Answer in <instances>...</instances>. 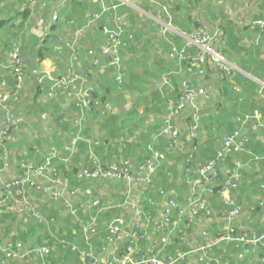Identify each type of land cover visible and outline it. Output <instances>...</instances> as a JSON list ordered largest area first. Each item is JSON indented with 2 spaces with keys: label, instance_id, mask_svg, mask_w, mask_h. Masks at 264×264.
Masks as SVG:
<instances>
[{
  "label": "trees",
  "instance_id": "1",
  "mask_svg": "<svg viewBox=\"0 0 264 264\" xmlns=\"http://www.w3.org/2000/svg\"><path fill=\"white\" fill-rule=\"evenodd\" d=\"M28 1L31 3V0ZM143 1L140 7L166 20L169 19L168 12H170V9L169 11L167 9L168 4L186 1L198 7L195 9L196 13H200L205 6L208 9L204 14L206 20L194 21V27L187 33L191 35L193 32L203 30L210 35H217L218 39L214 41V49L229 62L235 54L246 51L249 47H253L256 51H264L263 26L260 24L249 26L244 23L240 25V22H233L230 15L222 11L215 12L211 5L208 7V2H206L208 0H166L160 4L152 0ZM123 2L120 1L117 8H114L113 4L110 5L111 8L105 14L117 13L116 17L121 18L126 33H133V38L128 39L130 45L123 48V54L125 51H132L136 54L133 57L136 64L130 66L131 69L147 67L144 65L147 57L138 56L137 52L142 49L150 54L155 44L149 43L151 47H148V41L143 38V31L149 28V38L153 39L149 42H156L161 24L154 18L143 15L149 21L150 27L142 26L143 19L140 13L131 6H127L126 3L123 9L128 10L125 12L122 9ZM260 2L262 3L260 6H264V0ZM70 13L71 10L67 16L55 22L56 24L51 27V32L42 38L41 45L38 47V56L41 60L51 58L64 68L59 79L68 78L75 71L82 76L81 72H77V69L81 67L79 49L75 45L77 43L67 42L60 35V32L66 31L72 34L78 30L77 21L70 23L73 19ZM83 17L86 19L85 12ZM100 20L104 22V19ZM131 25L134 27L130 28ZM97 26L101 31L103 30L107 40L104 30L106 26L103 28L100 21ZM107 26L115 27L112 24ZM173 36L179 44L185 41L178 34L173 33ZM250 37L252 38L251 43ZM104 43L98 47L99 52L96 51L97 46L90 43L92 47L88 48V53L96 56L97 53L102 55ZM161 43L164 49L163 54L156 55L160 70L158 81L142 77L140 80L129 83L130 78H124V82L119 84L115 79V69L111 67L113 71L109 68L102 73L101 76L104 77H100L98 83L85 84L94 88L89 94V106L79 103L76 93L69 94L68 91H59L55 94L52 93L50 84L39 85V92L35 96L36 102L42 98L43 101L53 105L58 103V98H66L67 105L65 106L70 110L64 111L62 115L59 114L60 116L57 115L54 122L59 128L63 127L69 132L71 139L68 142L71 144L74 142L76 145L72 151L60 149L40 159L30 160L25 153H21L22 149L25 150L28 146L29 150L34 151L35 145L34 142L25 143L22 139V136L29 132V127L15 112L17 104L14 102H21V92L27 86L28 75L31 76L28 73L32 71L27 69L28 63L21 45L18 55L23 63L24 79L19 81L13 72L15 88L11 90L5 84L6 82L9 84L7 76H3V71L0 69V75H2L0 85L5 89L0 94V242L6 245L10 242L21 243L25 249L41 247L50 249L49 261L44 254L34 252L30 262L7 258L6 264H83L78 252L70 245L62 246L60 240L76 243L82 249L89 248L91 243L95 251L102 254V247L107 245V241L106 227L104 229L102 226L105 223H102L101 216L108 218L125 213L130 221L133 219L134 211L131 209L130 212H126L119 206L109 208V205L101 200V205L95 208H90L86 212L79 210L74 213L70 207L79 208L83 203H90L95 198H100L101 187L116 182L90 180V183H86L82 178H78V174L83 169H89L98 163L104 166H126L132 173L137 174L146 170L152 152L156 151L159 152V161L155 165L151 182L156 185L157 191L163 189L165 193L143 190L148 187V184L139 185L135 181L130 183L135 193H142V204L152 212L156 221V224L149 229L151 239L155 240L160 234L156 225L164 223L161 216L162 211L173 197H176L181 205H187L189 201L204 202L206 209L210 211L207 213L206 210H200L193 221H186L185 226H181L176 231L163 252L176 257L179 252L197 248L209 241L214 242L219 237H226L213 246L210 257L213 264H264V112L262 111L264 104L263 99L257 98L264 93L260 91L264 86L259 83V80L264 79V59L250 57L239 63L244 70L252 74L251 77L255 80L232 65L225 67L220 65L213 56L209 55L204 65L206 74L201 77L195 73L197 67H195L194 60L198 53L197 47L187 45V43L180 46L179 49L185 50L187 59L177 62L170 59V52L173 45L178 46L179 44L175 42L169 44L168 41L162 40ZM168 63L185 66L186 74L175 75ZM173 68L178 70L176 66ZM147 69V72L151 70ZM191 69H194L192 78L189 77ZM124 70L123 73L128 74ZM211 71L217 72L221 78L220 94L214 101L212 115L209 116L203 108L199 107L198 99L201 96L197 98L195 107L178 108L177 102L185 96L187 87L206 89L202 80L208 78ZM32 74L38 77L45 73L35 71ZM158 82L160 84L157 85ZM170 85L177 87L175 92L177 96L172 100L175 112L172 114V109L168 108L169 100L166 93ZM42 86L45 89H42ZM129 87H136L137 92L133 95L131 107L121 109L120 107L126 106L125 88ZM9 91H13V95H9V98L4 101L2 96ZM97 101L99 102L96 104ZM108 103L112 104L111 108ZM18 105L21 104L18 103ZM140 106H144L145 109L141 111ZM256 112L261 113V118H255ZM170 114L172 117L170 123L177 130V137L162 135L163 128L169 123L167 119ZM7 118L15 122L16 126L5 134L4 122ZM192 124L196 127L195 135L191 131ZM202 128L205 134H201ZM221 129L223 136L220 133ZM98 130L105 131L103 141L97 145L90 144L89 136H94L95 131ZM18 133L21 135V140L17 141L12 149L9 144L13 146L12 138L19 137ZM234 133L241 144L239 147L236 145L225 147V137ZM85 136L86 139L83 140ZM211 159L217 160L216 174L210 175L203 187L193 185L192 179L199 176V170L205 167ZM46 160L51 161V169L47 173V178H55L54 180L62 184L50 182L37 173L36 169ZM26 165H31V167ZM128 184L124 181L119 183L121 186L125 185V188L121 193L116 194L115 201L124 203L126 196L122 192L129 188ZM88 186L96 187L93 194L88 193L85 188ZM55 191L60 194L62 192L63 195H61L65 199L70 198L71 206L65 205L62 196L53 194ZM146 196L153 197L156 204L151 205ZM26 198L29 203L25 201ZM32 205L40 212L41 217L36 216L31 210ZM214 211L218 213L216 221L219 222V226H216L214 219L209 220L214 215ZM94 216L101 220L98 226L99 233H95L93 238H86L83 225L78 217L87 224V221ZM29 221H33L34 224L31 225ZM204 226L217 230L210 235ZM121 242L120 248L123 249L125 241ZM141 244L144 253H147L150 248L149 239L144 238ZM208 261L209 259H205L201 253H193L180 264H207Z\"/></svg>",
  "mask_w": 264,
  "mask_h": 264
},
{
  "label": "crops",
  "instance_id": "2",
  "mask_svg": "<svg viewBox=\"0 0 264 264\" xmlns=\"http://www.w3.org/2000/svg\"><path fill=\"white\" fill-rule=\"evenodd\" d=\"M122 2L123 0H38L36 5L34 7L31 6V3L28 0H0V69L3 71V76L6 75L8 78L9 84L6 82L5 84L9 86V89H14L15 88V81L13 79L12 73L7 68V63H9V59H11V52L18 48L20 50V45L22 47V52L25 55V58L27 60V69L32 70L28 74V83L27 86L22 91L21 93V102L15 101L14 103L17 104L15 112L17 116L21 117V120L23 123L26 124L27 127H29V132L25 135L22 136V139L25 140L26 142H34V151L31 149L29 150V146L24 149H22L21 153H25L30 160L35 159V158H41L43 156H46L48 153L52 151H57V150H70L72 151L75 149V143L68 142L71 139V136L66 129H63V127H58L54 120L57 118V115H62L66 111H69L70 108H67L65 105L66 103V98H58V103H55L53 105L48 104V102L43 101L42 98L39 99L38 102L35 100V96L39 92V84L37 81V77H35L34 73L36 72H42L47 75H52L55 78H58L64 68L56 63L51 58H46L41 60L38 56V47L41 45L42 38L47 36L51 32V27L56 24L52 22V15L53 13L58 9L61 8L62 12L60 14V20L63 18V16H67L69 10H71V15H72V21L70 23H76L78 24V30L75 32L67 33L66 31L60 32V35L62 36V39H65L67 42L72 43H77V48L79 49V54H80V66L79 69H77V72H81V75L83 76L84 84H92L93 81L87 78L86 74H89L90 76H95L97 77V80L95 83H98L100 77L103 75L105 71L109 70L113 71L112 66H108L107 63L108 58L106 56H103L101 54L97 56L96 55H90L88 53V48H91V45H96L97 48L100 47L104 41L106 40L105 34L103 30H100V27L97 26V24L100 23L102 24L103 28L105 26L109 25H116V23L121 19L120 17H116L118 14L117 13H107L105 14L111 7L112 5H119V2ZM144 1L143 0H131L130 3L123 2L122 3V9L125 6L124 4L126 3L127 6H131L137 12L142 14L140 11H146L142 7ZM208 2V1H206ZM215 2L211 3V6H213L214 11L218 12L217 7L213 5ZM203 6V5H202ZM249 9L248 11L254 12V15L259 16L264 19V6H259L257 5V1H249L248 6ZM171 11L168 12L169 18L171 19L172 16H174L173 22L177 29L181 31H188L194 27V21L198 19L206 20V16L204 15L208 9L203 6V10L200 13L194 12L195 10V5H191L190 3L186 1H178L174 2V4H170ZM241 8V7H239ZM222 8H219L220 11H224L225 9L221 10ZM29 10V12H28ZM124 10V9H123ZM128 9H125L124 11L127 12ZM226 11V10H225ZM28 12V13H27ZM84 12L86 19H84ZM147 12V11H146ZM229 13V11H226ZM94 14V16H92ZM124 16V14H121ZM232 17L236 18L235 15L230 14ZM249 16V17H254ZM81 17V18H80ZM125 17V16H124ZM80 18V19H79ZM154 20L156 22L157 19L155 17ZM100 19H104V22L101 21ZM158 19H162L159 18ZM239 20V19H237ZM163 23L165 22L162 20ZM221 21V19H219ZM244 23V20L240 19V25ZM162 24V23H161ZM165 24V23H164ZM162 24V37H157L156 41L157 43H154L155 46H152L151 48V53L148 54L142 49H139L137 52L138 56H144L147 57V61L144 62V65L147 67H144L142 70L145 72L147 75L154 77L160 76V70L157 62V54L162 55L163 54V48H162V41H168L169 44L175 42L178 43L177 40L174 39L173 33H170L169 36L164 35V28L166 25ZM134 27L133 25L130 26ZM254 28V27H253ZM255 29V28H254ZM67 30H70V28H67ZM251 30H253L251 28ZM179 35V34H178ZM181 36V35H180ZM183 37V36H182ZM251 37H253V34L251 33ZM250 37V43H251V38ZM184 38V37H183ZM145 39V38H144ZM23 40V41H21ZM185 40V38H184ZM21 41V42H20ZM183 42V41H182ZM180 42L179 46H183L186 43V40L182 43ZM91 43V45H90ZM140 48V47H139ZM96 49V48H95ZM254 48H247L246 51H242L240 53L235 54L233 59L230 61L231 65L235 67L238 71L243 72L244 74L248 75V77L255 79L254 77H251L252 74L244 70L239 63L246 61L248 58H258L262 57L264 59V51H256L253 50ZM21 51V50H20ZM97 52H99V48L96 49ZM155 52V53H154ZM135 53L130 51L123 54V59H124V72L128 74H125V79L126 78H131L134 79L136 77H139L140 75H143V73L139 74V71L141 70V67H138L136 70H132L130 66H134L135 59ZM94 57V58H93ZM99 60V63H95L96 61ZM161 60V58H158ZM170 65V63H168ZM173 66H176L178 70H175ZM111 67L113 69H111ZM196 67V65H195ZM147 68H150L151 70L147 72ZM170 68L172 71L175 72V75H185L187 72V68L181 64H175V65H170ZM192 72L190 73L189 77H193L194 74V69H191ZM189 70V71H191ZM186 71V72H185ZM183 73V74H182ZM130 74V75H129ZM2 76V75H0ZM144 79V78H143ZM256 80V79H255ZM87 81V82H86ZM263 80H259V83L261 84ZM94 83V84H95ZM220 83H221V78L218 75L217 72H212L210 73L209 77L204 80H202V84L206 87V95L202 96L201 98L198 99V105L199 107L203 108L205 112L210 116L212 115V107L214 105V101L217 99V97L220 94ZM49 82L47 83V85ZM181 84H179L180 86ZM45 86V85H44ZM178 86V88H179ZM156 86H154L155 88ZM142 88V87H141ZM181 88V87H180ZM0 89L2 92L5 91V89L0 85ZM42 89H45L42 86ZM177 90L176 85H170L167 88V95H168V108H170V101L175 99L177 96L175 94ZM261 92L264 91V88L260 90ZM2 92L0 94H2ZM126 92V106L120 107L121 109L124 107L125 108H130L132 103H133V98L131 95L128 93L127 88H125ZM27 95H32L33 97V102L29 104H23V97ZM258 99H263V104H264V93L260 97H257ZM132 100V101H131ZM68 102V101H67ZM127 102H130V105H127ZM21 104L20 106L18 105ZM69 103V102H68ZM262 104V105H263ZM119 107V106H117ZM141 111L145 109L144 106H140L139 108ZM65 111V112H64ZM264 112V110H262ZM25 112H28L27 115H24ZM59 115V116H60ZM50 125V126H49ZM32 128V129H30ZM20 131V130H19ZM22 131V130H21ZM223 130L221 129V135L223 136ZM94 136H89V143L90 144H99V142L103 141V137L105 136V131L103 130H98L97 132L95 131ZM19 134V133H18ZM139 134V133H138ZM201 134H205V131L201 130ZM21 135L19 134V137H14L12 138L14 143L13 146L11 144L10 147L13 149V147L17 144V141L21 140ZM86 139L83 138V140ZM10 143L12 142L9 141ZM36 142V143H35ZM39 143V144H38ZM64 143V145H63ZM221 143V142H220ZM61 147V148H60ZM65 147V148H63ZM111 184V182H109ZM117 184L122 183V182H115ZM108 186L101 187L103 190H108V192H98L101 195V199L103 200L102 196L104 194L107 195L105 202L109 205V208H114L115 206H119L123 208L122 204L120 202L115 201V198L117 196H113L110 193L114 192L111 190L109 184H106ZM123 189L125 188V185L122 186ZM88 191V193H94V189L96 187L88 186L85 187ZM124 192V191H123ZM122 192V194H123ZM121 193V191H120ZM102 218V223H105V225H102L103 228L105 229L106 225L108 222L110 223L111 220L114 218L112 216L110 217H103ZM100 228H102L100 226Z\"/></svg>",
  "mask_w": 264,
  "mask_h": 264
},
{
  "label": "built area",
  "instance_id": "3",
  "mask_svg": "<svg viewBox=\"0 0 264 264\" xmlns=\"http://www.w3.org/2000/svg\"><path fill=\"white\" fill-rule=\"evenodd\" d=\"M38 0H31V6L34 7ZM126 3H130L131 0H123ZM158 4L164 3L166 0H152ZM118 5H114V8H117ZM61 8H58L52 15V22H58L60 20ZM261 26L264 27V19L259 22ZM105 33L107 35V40L104 43L102 48V55L108 58V66H112L115 69V79L121 84L124 82L125 74L123 73L124 69V59H123V48L129 46L130 38H133V33H126L125 27L121 22V19L116 23L115 27L106 26ZM191 39H197L202 43V47L198 48V53L195 57L196 63V75L204 76L206 74V70L204 69V65L207 62V57L209 55L214 57V60L217 61L220 65L226 66L231 65L230 62L219 53V51L214 49L215 42L218 38L217 35H210L206 33V31L200 30L197 32H193L189 35ZM254 43H258V41H254ZM194 43L188 42L187 45H193ZM264 46V42L262 43ZM17 60L13 59L12 67L14 72V76H18V80L22 81L24 79V67L23 63L18 58ZM170 59L182 62L187 59V54L184 49H179L177 47H173L170 52ZM99 60L95 63H99ZM222 64H221V63ZM59 79V78H58ZM59 80H65L64 82H60ZM54 80L51 75H40L38 76L39 85H51L52 93H58L59 91L64 92L68 91L69 94H77V100L79 103H82L85 106H89V94L94 90L93 87H88L83 82V77L78 75L76 71L71 73L68 78ZM167 82V80H166ZM264 86V82L261 83ZM81 86V87H80ZM263 89V88H262ZM185 96L181 101L177 102V107L181 109H188L190 107H195V103L199 96L206 95V89L204 87L198 88H188L185 89ZM9 98V93L5 94L3 100L6 101ZM80 98V99H79ZM99 101L96 102V104ZM173 101L170 102V108L172 109V113L175 112V108L173 107ZM110 108L112 104L108 103ZM168 117L167 121H169L168 125L163 128L162 135L166 137H177V130L173 128L170 121L172 117ZM261 113L256 112L255 118H261ZM7 118L6 122H4V133H9L15 126V122H11V120ZM195 126L192 124L191 131L192 134L195 135ZM2 132V134H4ZM239 142L237 140L236 133L232 135H227L224 139L225 147H229L232 145H236L239 147ZM159 161V152H152L151 159L147 164V168L140 173L134 174L130 171V169L126 166H104L99 163L91 167L89 169H83L79 174L78 178H82L86 183H90V180H111L116 182H128L129 188L123 192L126 196L124 203L122 206L130 205L131 209L134 211V216L132 220H128V217L125 213H121L120 215H116L111 222L106 225L105 229V238L107 241V245L102 247L103 253L98 254L93 248V245L90 243L89 248L82 249L76 243H71L68 241H61L60 244L62 246H71L73 250L78 252L80 259L83 264H180L181 261L185 260V258L193 253H201L205 259H209L207 264H213L211 262V253L213 250V246L215 243L224 240L226 237H219L216 241H209L205 245H201L197 248L189 249L184 252H179L176 257H172L166 255L163 252V249L169 245L172 237L176 231L180 229V227H184L186 221H193L196 216H198L200 210H206L207 213H210L208 209H206L205 203H197L190 202L187 205H181L176 197L171 198L166 208L162 211V221L164 223L162 225H156L160 231V234L157 236L155 240L151 239V235L149 233V229L152 228L153 225L156 224L154 217L152 216V212L149 209H146L142 204V197L135 195V192L130 187V183L133 181L137 182L139 185L148 184V187L143 190L161 192L165 193L163 189L156 190V185H154L152 180V173L155 169V165ZM97 162V160L95 161ZM239 164V162H238ZM217 165L216 159H211L208 161L205 167L199 170V176L195 177L192 180L193 185L197 187H203L204 182L210 175L216 174L215 168ZM31 167V165H26ZM51 169V161L46 160L40 167L36 169L37 173L44 177V179L50 180V182L59 183L55 178H47L48 172ZM28 179V178H26ZM142 190V191H143ZM77 192V190L75 191ZM53 194L57 196H62V192L55 191ZM65 200L66 206H71L72 200L70 198L65 199L64 196L61 197ZM148 202L151 205L156 204V200L153 197H147ZM31 200V199H30ZM101 198H95L90 203H83L81 207L74 208V213H77L79 210L86 212L90 208H95L96 206L101 205ZM25 201L29 203V200L26 198ZM31 210L35 212V215L41 217L40 212L35 208V206H31ZM79 219V222L83 225V229L86 235V238L92 237L95 233H99L98 226L100 225V218L94 216L88 223H84L83 219ZM147 238L149 239L150 248H148V252L144 253L141 241ZM124 240L123 249L120 248L121 241ZM126 243V244H125ZM41 253L47 257V261H49L50 249L47 247L34 248V249H25L21 243H12L9 245L3 244L0 242V262L2 264H6L7 258H15L26 260L30 262L33 258V253Z\"/></svg>",
  "mask_w": 264,
  "mask_h": 264
},
{
  "label": "rangeland",
  "instance_id": "4",
  "mask_svg": "<svg viewBox=\"0 0 264 264\" xmlns=\"http://www.w3.org/2000/svg\"><path fill=\"white\" fill-rule=\"evenodd\" d=\"M249 1H257V5H258V7L260 6V4H262L261 2H260V0H208V4H207V6L209 7L210 5H211V3L212 2H215L213 5H215V7H217V10L218 11H220L219 10V8H222L221 10H223V9H225L226 11H229V13H227L225 10L224 11H222V12H224V13H226L228 16L230 15V14H233V15H235L236 16V18H234V17H232L231 15H230V17L232 18V20L231 21H233V22H240V19L241 20H244V24L245 25H249V26H251V25H253V24H259V22H261L262 20H263V18H261V17H259V16H256V15H254V12L252 11H248V2ZM201 5V4H200ZM198 6V5H197ZM239 7H241V8H239ZM196 8H198V7H196ZM195 8V9H196ZM168 11H169V9H170V11H171V8H170V4H168ZM142 14H141V17H142V19H143V21H141V24H142V26H144V27H150L149 25V21L144 17V16H149V17H155L156 19H157V21L161 24H164V25H166L165 27H163L164 28V31L165 32H163L164 33V35L167 37V36H171L170 35V33L169 32H173V33H175V34H179V35H181V36H183L184 38H185V40H186V43H188L189 41L190 42H192V43H194L192 46H194V47H197V48H199V47H202V43L199 41V40H197V39H191L190 37H189V35H188V33H187V31H181V30H179V29H177V27L175 26V24H174V22H173V19H174V16H172L171 17V19L169 18L168 20H166V19H158V17L157 16H155V15H153L152 13H149V12H146V11H140ZM194 12H195V10H194ZM144 15V16H143ZM211 15V14H210ZM254 15V17H249V16H253ZM230 18V19H231ZM237 19H239V20H237ZM162 20H165V22L163 23V21ZM227 21H229V20H227ZM142 22H145V23H142ZM162 24H161V26H162ZM238 25H239V23H237ZM149 28L147 29V30H145V31H143V38H145L147 41H148V47L150 48L151 47V45L150 44H152L153 42H149V41H153V39L152 38H149V35H150V32H149ZM162 27H159V29H158V33H157V35H159V37H162ZM142 38V39H143ZM168 38V37H167ZM144 41V40H143ZM143 41H142V43H143ZM155 41H158V40H156L155 39ZM150 43V44H149ZM154 43H157V42H154ZM185 43V44H186ZM184 44V45H185ZM142 45V44H141ZM183 45V46H184ZM199 46V47H198ZM173 47H177V48H179L180 46L178 45V46H175V45H173ZM142 48H143V45H142ZM18 48H16V50H14V51H12L11 52V59H9V63H7V68H9V70L11 71V70H13V68H11L12 66V62H13V59L14 60H17V54H16V52L18 53ZM18 58H19V56H18ZM221 63V62H220ZM222 64V63H221ZM231 64V63H230ZM144 67H141V70L143 69ZM144 70H142V71H139V74L140 73H143V75H140L139 77H136V78H134V79H129V83L131 82V81H135V80H140L142 77L144 78V79H149V80H151L152 78L155 80V82L156 81H158L159 80V77H156L155 75H154V77H151V76H149V75H147L145 72H143ZM11 73L13 74V72L11 71ZM15 75V74H14ZM130 75V74H129ZM52 76V75H51ZM18 77V76H17ZM53 77V76H52ZM53 79L54 80H59L58 78H55V77H53ZM37 80H38V77H37ZM60 82H64L65 80H59ZM128 83V84H129ZM158 84H160L159 82L157 83V85ZM81 87V86H80ZM127 90H128V93L131 95V97L133 98V95L137 92V88L136 87H132V88H127ZM2 91H1V89H0V93H1ZM15 92V91H14ZM13 93V91H9V95H13L12 94ZM15 95V94H14ZM25 96V95H24ZM3 97L4 96H2V99H3ZM80 99V98H79ZM22 101H23V104H29V103H31V102H33V97H32V95H27V96H25V97H23V99H22ZM132 101V100H131ZM127 105L129 106L130 105V102H127ZM28 114V112H25L24 113V115H27ZM30 129H32V128H30ZM193 180V179H192ZM110 188H111V190L112 191H115V192H111L110 194L111 195H113V196H115L116 194H118V192H120V191H122V189H123V187L121 186V185H119V184H116V183H114V184H111V186H110ZM101 190V192H108V190L106 189V190H103V189H100ZM135 195H138V196H141V197H143V195H142V193L141 192H136L135 193ZM106 197H107V195L106 194H104V196L102 197L103 198V200L105 201V199H106ZM121 201V200H120ZM123 209H125L126 210V212H130L131 211V206L130 205H125L124 207H123ZM130 210V211H129ZM217 216H218V213L217 212H215L214 211V215L211 217V218H209V220H213L214 219V221H215V224H216V226L218 225V223L219 222H217L216 221V218H217ZM30 223H31V225H33L34 224V222L32 221H29ZM24 223H27V222H24ZM213 223V222H212ZM219 226V225H218ZM205 228V230H207L209 233H210V235H212V232L213 231H216L217 229L216 228H214V230L213 229H209L208 227H206V226H204Z\"/></svg>",
  "mask_w": 264,
  "mask_h": 264
},
{
  "label": "water",
  "instance_id": "5",
  "mask_svg": "<svg viewBox=\"0 0 264 264\" xmlns=\"http://www.w3.org/2000/svg\"><path fill=\"white\" fill-rule=\"evenodd\" d=\"M86 76H87V78H89L90 80H92L93 83H95L96 80H97V77H95V76H90L89 74H86Z\"/></svg>",
  "mask_w": 264,
  "mask_h": 264
}]
</instances>
